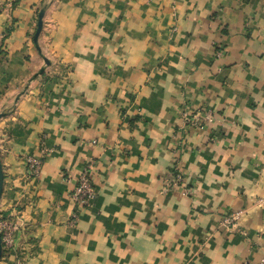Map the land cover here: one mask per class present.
<instances>
[{"label":"crops","instance_id":"1","mask_svg":"<svg viewBox=\"0 0 264 264\" xmlns=\"http://www.w3.org/2000/svg\"><path fill=\"white\" fill-rule=\"evenodd\" d=\"M0 115V264H263L264 0H0Z\"/></svg>","mask_w":264,"mask_h":264},{"label":"built area","instance_id":"2","mask_svg":"<svg viewBox=\"0 0 264 264\" xmlns=\"http://www.w3.org/2000/svg\"><path fill=\"white\" fill-rule=\"evenodd\" d=\"M186 117V114H184ZM185 124L190 126H198L203 123H211L213 121V114L211 113H200L196 114L191 118H185L184 119ZM30 164V170H32L33 174L37 173V163L29 161ZM182 183V176L179 173L174 174L173 177V185L174 186H180ZM95 193L91 182V168L87 167L85 168L81 175L79 176L77 180V184L71 194L72 201L78 205L79 207H89L92 200L94 199ZM232 220H235V217L231 218ZM73 220H76V217L73 216ZM226 223H229V221H226ZM264 264V260H263Z\"/></svg>","mask_w":264,"mask_h":264},{"label":"water","instance_id":"3","mask_svg":"<svg viewBox=\"0 0 264 264\" xmlns=\"http://www.w3.org/2000/svg\"><path fill=\"white\" fill-rule=\"evenodd\" d=\"M44 12H45V8H41L38 12V15H37V23H36V28H35V31H34V34L32 36V41L36 47V49L38 50V45H37V40H38V36L40 34V31L42 29V19H43V16H44ZM43 62H44V65L45 66H48L49 65V62L43 58ZM43 71H44V68H41L39 70V72L34 75V78H36L37 76H40L43 74ZM3 115H0V118H2ZM2 185H3V174H2V169H1V165H0V196H1V191H2ZM1 245H2V238H1V235H0V259H1Z\"/></svg>","mask_w":264,"mask_h":264},{"label":"trees","instance_id":"4","mask_svg":"<svg viewBox=\"0 0 264 264\" xmlns=\"http://www.w3.org/2000/svg\"><path fill=\"white\" fill-rule=\"evenodd\" d=\"M4 245H3V243H2V245H1V255L3 254V252H4V247H3Z\"/></svg>","mask_w":264,"mask_h":264}]
</instances>
